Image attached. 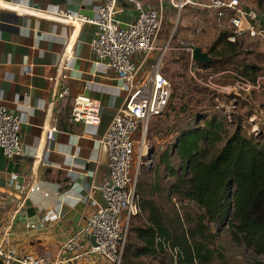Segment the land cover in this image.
Wrapping results in <instances>:
<instances>
[{
	"label": "crops",
	"instance_id": "crops-1",
	"mask_svg": "<svg viewBox=\"0 0 264 264\" xmlns=\"http://www.w3.org/2000/svg\"><path fill=\"white\" fill-rule=\"evenodd\" d=\"M193 1V5L182 11L179 20L177 11L165 1L163 27L157 42L159 50L152 54L151 64L171 40L173 45L174 41L187 40L186 37L201 40L204 34L197 35V29L205 30L208 37L215 39L222 33L217 29L214 13L198 5L206 2ZM104 2L3 0L0 9V104L20 115V137L25 155L10 160L16 174L8 176L0 172L1 178L10 181L6 188L0 187V225L10 237V247L19 256L55 258L85 219L96 212L97 205L104 203L100 189L110 180V170L100 139L114 116L128 103L133 90L126 81L97 64L91 50L95 25L68 22L55 16L82 15L95 21L99 19ZM250 4L251 7L243 6L264 12V4L262 7L257 2ZM183 13L187 18L179 28ZM136 15L133 5L119 3L118 17L123 22L132 21ZM191 28H195L193 32ZM159 41H164V45L159 46ZM198 48L205 52L200 45ZM169 51L177 50L169 49L165 54ZM28 67L30 71L26 72ZM141 76L140 81L145 74ZM63 89L69 90V97L56 102L54 92ZM79 96L100 103V127L70 121L73 100ZM235 106L237 109V104ZM51 128L57 129L54 142L46 138V130ZM16 183L26 189L33 185L34 190L28 196L17 193ZM23 200L25 203L30 200L41 218L34 229L28 228L22 216L25 205L19 210Z\"/></svg>",
	"mask_w": 264,
	"mask_h": 264
},
{
	"label": "built area",
	"instance_id": "built-area-1",
	"mask_svg": "<svg viewBox=\"0 0 264 264\" xmlns=\"http://www.w3.org/2000/svg\"><path fill=\"white\" fill-rule=\"evenodd\" d=\"M166 0H105L99 10V19L90 20L85 16L73 17L69 14L55 15L65 21L86 22L96 26L91 41V50L97 64L104 66L121 80L126 81L133 92L128 103L112 119L100 139L102 150L107 155L110 181L100 189L104 203L97 205L95 213L87 217L83 225L75 231L61 247L55 258L50 256H19L10 247V237L0 225V264H122L126 250L129 227L133 216L139 213L137 195L136 168L137 160L144 155L147 147L148 127L152 119L163 116L172 99L173 84L163 75V57L169 49L181 50L190 55L191 68L198 65L192 59L193 51L198 48L191 40L178 41L173 46L172 40L161 50L159 57L151 64V56L157 52ZM120 2L134 6L136 17L130 22H123L118 17ZM177 11L178 20L182 11L193 5V0H168ZM0 9L3 0H0ZM214 13L217 29L227 34L228 42L236 44L243 39L257 42L264 47V12L250 10L241 0H210L198 4ZM178 26V22H177ZM201 34V30H195ZM174 39V38H173ZM200 69L203 71L204 68ZM195 72L199 71L194 69ZM30 71V67L26 72ZM144 79L141 75H144ZM194 74V73H192ZM229 75L232 84L227 92L237 95V89L251 91L260 88V80L249 81L237 72L228 71L216 74V77ZM68 89L56 90L54 99L59 102L69 97ZM235 106V105H234ZM70 121L74 124L100 127L102 107L98 101L79 96L73 100ZM57 129L46 130L49 142L55 141ZM21 118L18 112L0 104V148L7 160H14L25 155L21 141ZM140 138L137 139V134ZM34 186L26 189L16 183L15 191L28 196ZM25 205L23 200L19 210ZM178 207V205H177ZM19 212V211H18ZM36 226H28L34 229ZM95 239V244L91 239ZM172 257L173 264H179V251L157 239ZM197 264V263H194Z\"/></svg>",
	"mask_w": 264,
	"mask_h": 264
},
{
	"label": "trees",
	"instance_id": "trees-1",
	"mask_svg": "<svg viewBox=\"0 0 264 264\" xmlns=\"http://www.w3.org/2000/svg\"><path fill=\"white\" fill-rule=\"evenodd\" d=\"M208 52L212 62L198 65L215 71L236 66L243 53L242 45L228 42L223 32ZM184 53L188 64L190 55ZM259 71L244 65L238 73L256 83ZM173 148L178 170L172 167L170 150L160 156V164L175 177L169 196L194 204L199 214L192 218L186 212L187 221L177 213L170 218L155 201L139 197V213L131 220L122 264H142L141 257L157 256L172 262L157 239L179 251V264H213L217 253L212 248L217 239L213 226L228 227L235 243L264 256V144L239 130L231 133L223 118L209 116L181 128Z\"/></svg>",
	"mask_w": 264,
	"mask_h": 264
},
{
	"label": "rangeland",
	"instance_id": "rangeland-1",
	"mask_svg": "<svg viewBox=\"0 0 264 264\" xmlns=\"http://www.w3.org/2000/svg\"><path fill=\"white\" fill-rule=\"evenodd\" d=\"M209 1L201 0L206 3ZM241 1L247 7L252 6L250 2H257L261 7L264 4L263 0ZM186 18L183 13L179 28ZM194 29L191 28L190 31L193 32ZM200 30L201 36L204 34V38L201 40L186 38L208 52L216 39L208 37L205 30ZM215 35L217 36V34ZM201 41L206 43L203 44ZM238 43L242 45L243 53L238 58L237 65L230 66L227 70L236 72L237 69V75H241L238 72L244 65L258 67L260 71L257 81L260 80V88L249 92L237 89L235 96L226 90L232 84V78L229 75L215 76L224 73L225 71L222 69L215 71L210 68L202 71L199 65H194L191 68V65L185 61V53L181 50L169 51L163 57V75L173 84L172 99L163 116L151 120L146 137L147 147L144 150V155L137 160L135 170L137 169L138 173V198L155 201L164 213L170 215V218H175V213H177L187 221L186 212L192 218L198 213L194 204L181 203L176 195H173V199L170 198V186L175 182V177L170 176L166 166L160 164V156L170 150L172 152V167L175 170L179 169L173 146L181 128L189 123L195 124L202 117L219 116L224 119L226 125H229L231 133L239 130L264 144V47L254 41L242 40ZM174 44L173 46H177L178 41H174ZM163 45L164 41H159V46ZM194 69L199 71L195 72ZM200 100L204 102V105L200 103ZM235 104H237V109ZM185 108L188 110L182 111ZM138 138H140V134ZM230 211L233 210L230 208ZM140 222V220H136L134 224L139 225ZM189 224H191L190 221ZM212 231L217 236L215 245L212 247L217 252L213 264L264 263V256H257L244 245L235 243L228 227L213 226ZM138 262L142 264H173V261L164 262L163 258L158 256L141 257Z\"/></svg>",
	"mask_w": 264,
	"mask_h": 264
},
{
	"label": "water",
	"instance_id": "water-1",
	"mask_svg": "<svg viewBox=\"0 0 264 264\" xmlns=\"http://www.w3.org/2000/svg\"><path fill=\"white\" fill-rule=\"evenodd\" d=\"M192 59L199 65H208L212 62V58L208 52H204L201 48H196L193 51ZM13 163L7 160L4 156L3 150L0 148V172L5 175L16 174V170L13 168ZM9 178L0 177V187L6 188L9 185ZM112 185L111 181H108ZM22 216L27 220L30 227L37 226L41 223V218L37 215V212L32 206L30 200H26L25 208L22 210ZM92 243L95 244V239H91Z\"/></svg>",
	"mask_w": 264,
	"mask_h": 264
}]
</instances>
